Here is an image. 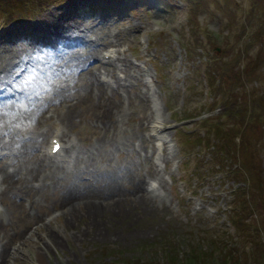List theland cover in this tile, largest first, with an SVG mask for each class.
Returning <instances> with one entry per match:
<instances>
[{
	"label": "rangeland",
	"instance_id": "rangeland-1",
	"mask_svg": "<svg viewBox=\"0 0 264 264\" xmlns=\"http://www.w3.org/2000/svg\"><path fill=\"white\" fill-rule=\"evenodd\" d=\"M140 1L114 0V4L124 6L120 9L124 11L115 14L110 11L107 16L82 11L72 13L68 11L71 2L61 1L38 12L24 8L22 13L32 15L21 18L18 12L9 11L8 21L0 23V39L6 40L0 43V74L5 75L0 81H16V85L24 88L18 97L0 104V145H5L6 139L18 142L17 137L27 138L35 130L45 128L42 140L31 142L32 148L43 155L39 145L58 121L64 124L61 136L67 143L64 154H70L68 160H59L68 166V181L62 176L54 181L56 184L48 177L46 185L39 187L38 174L30 176L36 171L31 155L23 158L17 155L18 162L13 166L18 165L19 171L11 181L4 179L1 183L3 172L0 170V247L7 238L10 250L0 264H123L121 260L127 256L135 260V254L147 256V260L152 255L161 258L166 243L179 257L187 254L191 244L207 245L216 258L224 250L219 241L225 248L237 247L233 258L238 264L246 260L249 264H264V0ZM2 4L18 10L14 0H2ZM100 16L103 17L99 19ZM250 24L256 27V36L247 50L243 28L249 30ZM19 26L30 27L34 35L14 37ZM75 26L78 28L74 29ZM79 31L82 38L76 41L71 34ZM44 32L52 49L60 44L65 46L55 48L54 53L46 56L43 44H39ZM68 34V42L64 44ZM206 34L214 39L208 40ZM103 40L115 45H104ZM110 46L117 53L113 61L122 70L117 68L105 73L107 81L104 82L98 76L99 70L90 73L86 68L91 65L89 58H93L95 50ZM77 53L78 60L74 58ZM210 54H226L230 58L241 55L230 66L228 63L238 81L236 97L229 106L224 107L229 100L223 98L226 94H211L208 90L204 67ZM18 56L23 58L15 63ZM101 59L98 55L91 60L98 64ZM147 76L151 77L149 82ZM97 78L104 84L109 81L108 89L119 86L124 94L122 103L126 113L120 119L114 118L110 103L104 100L102 103L96 96ZM75 97L81 101L75 106L73 121L66 123L65 104L73 103ZM81 103L86 108L79 109ZM97 104L103 107L95 109ZM202 109L220 127L231 125L227 138L234 142V151L219 146L221 139L212 129L203 131L201 122L191 126L194 117L200 118L194 114ZM227 111L235 113L227 115ZM155 114L166 138L151 132L150 123ZM236 118L246 120L236 125ZM95 125L103 126L101 140H98L101 129ZM240 125L244 128L240 140H236L233 135ZM110 128L115 132V139L107 134ZM49 143L50 140L45 145ZM220 153L233 158L234 170L242 178L239 184L225 172L226 162ZM2 158L7 160L8 156ZM42 162L46 163V159ZM5 166L10 168L12 164ZM71 181L77 186L71 185ZM32 183L34 188H30ZM66 184L73 189L88 185V193L93 186L97 187L98 191L89 194L79 192L83 200L98 199L94 197L96 193L111 198L113 194L125 196L126 191L147 188L155 192L156 201L151 206L121 201L114 207L103 201L90 212L86 205L89 202H85L86 207H80V211L74 206L76 215L69 217L62 206ZM35 185L38 186L35 188ZM240 185L245 191L249 188L248 192H239L248 199L245 205L233 193ZM233 206L240 207L238 212L243 211L246 225L240 230L230 220L235 211ZM247 223L261 237L252 246L256 256L253 259H249L247 248L242 244L246 232H238L246 231ZM21 228L27 230V236L19 235L17 231ZM246 242L251 247V241Z\"/></svg>",
	"mask_w": 264,
	"mask_h": 264
},
{
	"label": "bare ground",
	"instance_id": "bare-ground-1",
	"mask_svg": "<svg viewBox=\"0 0 264 264\" xmlns=\"http://www.w3.org/2000/svg\"><path fill=\"white\" fill-rule=\"evenodd\" d=\"M89 20V19H88ZM95 22V21H94ZM104 22V21H103ZM89 24V23H88ZM92 24V23H90ZM97 24V23H96ZM82 25V24H81ZM103 25V24H101ZM86 26V25H85ZM69 27V26H68ZM99 27V26H98ZM71 28V27H70ZM75 28V27H74ZM81 28V27H80ZM97 28V27H96ZM98 29V28H97ZM72 30V29H71ZM88 30V29H87ZM78 31V30H77ZM81 31V30H80ZM80 31H79V34H80ZM102 31V30H101ZM102 33V32H101ZM105 33V32H104ZM53 34V33H52ZM59 34V33H58ZM119 34V33H118ZM64 35V34H63ZM72 35V34H71ZM81 36V35H80ZM104 36V35H103ZM105 38V37H104ZM113 39V38H112ZM94 40V38H93ZM114 40V39H113ZM91 41V40H90ZM115 41V40H114ZM98 42V41H97ZM63 43H65V41H63ZM85 43V42H84ZM119 43V42H118ZM36 44V43H35ZM86 44V43H85ZM93 44V43H92ZM98 44V43H97ZM61 45V44H60ZM99 45V44H98ZM117 45V44H116ZM25 46V45H24ZM36 46V45H35ZM86 46V45H85ZM18 47V46H17ZM20 47V46H19ZM72 47V46H71ZM93 47V46H92ZM28 48V47H27ZM17 49V48H16ZM23 49V48H22ZM58 49V48H57ZM24 50V49H23ZM73 50V49H72ZM34 51V50H33ZM77 51V49H76ZM86 51V50H85ZM96 51V50H95ZM32 52V51H31ZM65 52V51H64ZM71 52V51H70ZM74 52V51H73ZM91 52V51H90ZM22 53V52H21ZM54 53V52H53ZM76 53V52H75ZM107 53V55H105ZM10 54V53H9ZM39 54V53H38ZM61 54V53H59ZM63 54V53H62ZM80 54V53H79ZM90 54V53H89ZM93 54V53H92ZM90 54V55H92ZM69 55V54H68ZM117 55V53L114 51H112V49H108V50H104L102 51V54H101V57H102V61L99 62L98 64H95L94 62H92V60H90V63L91 65H88L89 67L86 68L87 71H89L90 73L94 70V69H97L99 70V73H98V76L101 77L102 74H105V73H109V72H113L115 70H117V68H119L120 70H122V66H120L118 63L114 62L113 61V58ZM9 56V55H8ZM70 56V55H69ZM104 56H107L108 59H104ZM16 57V56H15ZM22 57V56H21ZM74 57V55H73ZM117 57V56H116ZM120 57V56H119ZM126 57V56H125ZM23 58V57H22ZM25 58V57H24ZM53 58V57H52ZM76 60H78L79 58V55L77 53V56L74 57ZM123 58V57H122ZM4 59V58H3ZM63 59V58H62ZM61 59V60H62ZM87 59V58H86ZM118 59V58H117ZM121 59V58H120ZM26 60V59H25ZM69 60V59H68ZM84 60V59H82ZM124 60V59H123ZM2 61V60H1ZM32 61V60H31ZM49 61V60H48ZM88 61V60H87ZM106 61V62H105ZM127 61V60H126ZM5 62V61H4ZM29 62V61H28ZM51 62V61H50ZM80 62V60H79ZM81 62H84V61H81ZM98 62V61H97ZM108 62V63H107ZM113 62L111 65H108L109 63ZM34 63V62H32ZM74 63V62H73ZM89 63V64H90ZM80 64V63H78ZM82 64V63H81ZM1 65V64H0ZM27 65V64H25ZM24 65V66H25ZM33 65V64H32ZM8 66V65H7ZM6 66V67H7ZM68 66V65H67ZM70 66V65H69ZM1 67V66H0ZM5 67V68H6ZM15 67V66H14ZM19 67V66H18ZM28 67V66H27ZM127 67V66H126ZM77 69V67H76ZM80 69V68H79ZM127 69V68H126ZM12 70V69H11ZM10 70V71H11ZM75 70V69H74ZM96 70V71H97ZM5 71V70H4ZM14 71V70H13ZM72 71V70H71ZM131 71V70H130ZM9 72V71H8ZM75 72V71H74ZM73 72V73H74ZM77 72V71H76ZM75 72V73H76ZM79 72V71H78ZM117 72V71H116ZM3 73V72H2ZM93 73V72H92ZM95 73V72H94ZM102 73V74H101ZM6 74V73H5ZM83 74V73H82ZM87 74V72L85 73ZM129 74V73H128ZM4 75V74H3ZM125 75V74H124ZM123 75V76H124ZM80 76V75H79ZM85 76V75H84ZM92 76V75H91ZM133 76V75H132ZM3 76H0V79L2 78ZM14 77V76H13ZM81 77V76H80ZM88 77V76H86ZM128 77V76H127ZM126 77V78H127ZM122 78V77H121ZM115 79V78H114ZM3 80V79H2ZM94 80V79H93ZM103 80V79H102ZM117 80V79H116ZM130 80V79H128ZM8 81V80H6ZM10 81V80H9ZM96 81H98L94 87L95 89V93H96V96L99 97V99L101 100H104L106 101L107 103H110L111 107H112V114L114 115V118L115 119H120L122 117V113L125 115L124 113V108H123V99H124V94L122 93V91L119 90V86L115 87V86H110V88L108 89L109 87V84L110 82H107V84H104L102 81H100L98 78L96 79ZM122 83V81H120ZM123 84V83H122ZM135 84V83H134ZM90 85V84H89ZM93 85V84H92ZM119 85V84H118ZM121 85V84H120ZM127 85V84H126ZM78 86V85H77ZM130 86V85H129ZM76 87V86H75ZM92 89V88H91ZM108 89V90H107ZM67 90V89H66ZM77 90V89H76ZM89 90V89H88ZM24 91V90H23ZM22 91V92H23ZM69 91V90H68ZM84 91V90H83ZM129 91V90H128ZM21 92V93H22ZM78 92V91H77ZM52 93V92H51ZM55 93V92H54ZM69 94V92H68ZM115 94V95H114ZM52 95V94H51ZM89 95V94H88ZM57 96V95H55ZM94 96V95H93ZM33 97V95H32ZM58 97V96H57ZM68 97V95H67ZM91 97V96H89ZM29 98V97H28ZM73 98V97H72ZM130 98V97H129ZM55 99V98H54ZM74 99V98H73ZM98 99V98H97ZM80 99L76 98L75 97V101L71 104H65L66 108L63 112V116L65 117L66 119V123H71V121H73L71 119V117L73 116V113H75L76 111H74L75 109V106L78 104ZM96 100V99H95ZM20 101V100H19ZM81 101V100H80ZM21 102V101H20ZM88 102V100L86 101ZM94 102V101H93ZM85 103V101H84ZM90 105L91 102H88ZM99 103V102H98ZM103 103V102H102ZM106 104V103H105ZM42 106V105H41ZM39 107V106H38ZM103 107V106H102ZM100 106V104L98 105H95V109H100L102 108ZM109 107V106H108ZM42 108V107H41ZM86 108L83 103H81L79 109H84ZM30 109V108H29ZM32 109V108H31ZM35 109V108H34ZM43 109V108H42ZM41 109V110H42ZM78 109V108H77ZM33 110V109H32ZM69 110V111H68ZM39 111V110H38ZM37 111V112H38ZM111 111V110H110ZM36 112V113H37ZM148 112V110H147ZM35 113V114H36ZM82 113V112H81ZM38 114H40V112H38ZM43 115V114H42ZM71 115V116H70ZM111 115V114H110ZM145 115V114H144ZM148 115V114H147ZM51 116V114L49 115ZM62 116V115H61ZM70 116V117H68ZM140 116V115H139ZM156 117L158 115H155ZM41 117V116H40ZM45 117V116H44ZM48 117V116H47ZM152 117V116H151ZM97 118V117H96ZM112 118V117H111ZM65 119H61L63 121H65ZM95 119V117H94ZM98 119V118H97ZM124 119V118H123ZM40 120V119H39ZM44 120V119H43ZM99 120V119H98ZM104 120V119H103ZM142 120V119H140ZM41 121V120H40ZM109 121V120H108ZM107 121V122H108ZM116 121V120H115ZM55 122V121H54ZM65 123V122H64ZM104 123H105V120H104ZM116 123V122H115ZM107 124V123H106ZM62 125V124H60ZM64 125V124H63ZM62 125V126H63ZM110 125V124H109ZM44 126V125H43ZM94 126V125H93ZM97 126L98 128L101 129V135L98 137V140H101V137L103 136V132H104V129H103V126H99V125H95ZM107 126V125H106ZM64 127V126H63ZM58 128L56 126L55 130L53 131V135L55 137H57V140L59 139H62L61 136H62V131H64V128ZM153 127L156 129V128H160V123H158L157 121L153 122ZM85 129H88V128H85ZM96 130V129H95ZM108 130V129H107ZM94 131V130H93ZM35 133H32L31 135L29 134L27 136L26 139L24 138H20V137H17V141L18 142H12L11 140L12 139H4V143L5 145L7 146V148H4L2 150H0V152H4L6 154H10L12 155L13 154V159L11 160V164L13 165L14 163H17L18 160H17V155H20L21 158L25 157V156H28V155H31L32 156V160H33V164H35V169L33 170H36V171H33L31 172V177L35 176L36 174H38V177L36 179H39L38 183L37 184H42L45 182V179H47L48 177H54L56 175H59V176H65V180L68 181V178H69V174H68V171L69 169L67 168L68 166L63 164V162H60L59 161V158H53L51 159V156L52 155H60L62 154V151H64L63 149L66 147L67 143L64 141V139H62L63 141L60 142V145L59 147L56 149L55 152H53L51 150L52 148V145H53V141L50 142V145H49V148L46 149V150H42L43 151V155H39V153H37L35 151V149L32 148L33 144L31 143L33 140H37V141H40L42 140L43 138V132L44 130H40V129H37L34 131ZM88 132V131H87ZM92 132V130H91ZM95 132V131H94ZM98 132V131H97ZM144 133V132H143ZM96 134V132H95ZM99 134V133H98ZM111 138H114L115 137V132L113 133V128L109 129L108 130V133H107ZM116 135H119V134H116ZM131 135V134H130ZM147 135V134H146ZM120 136V135H119ZM123 136H126V135H123ZM59 138V139H58ZM105 138V137H104ZM126 138V137H125ZM138 138V136H137ZM96 139V138H95ZM108 139V138H106ZM115 139V138H114ZM120 139V138H119ZM128 139V138H127ZM131 139V138H130ZM144 139V138H143ZM97 140V141H98ZM112 140V139H110ZM141 140V139H140ZM16 141V140H15ZM104 141V140H103ZM115 141V140H114ZM121 141V140H120ZM119 141V142H120ZM105 142V141H104ZM113 142V141H112ZM111 142V144H112ZM123 142V141H122ZM126 142V141H125ZM145 142V141H144ZM100 143V142H99ZM103 143V142H102ZM118 143V141H117ZM128 143V142H127ZM105 144V143H104ZM107 144V143H106ZM132 144V143H131ZM142 144V143H141ZM71 145V144H69ZM99 145V144H98ZM103 145V144H102ZM124 145V144H123ZM113 146V145H112ZM120 146V145H119ZM13 147H17V149H13ZM72 147V146H71ZM94 147V146H93ZM118 147V146H117ZM121 147V146H120ZM98 148V147H97ZM131 148V147H130ZM96 150V149H95ZM28 158V157H27ZM90 158V157H89ZM25 159V158H24ZM42 159H46V163H43L42 162ZM51 159V161H50ZM28 160V159H27ZM90 160V159H89ZM88 160V161H89ZM86 162V161H85ZM87 163V162H86ZM6 162L3 160V159H0V170L3 172V174L1 175V179H5V180H8V181H11V178H13L15 172L19 171L18 169V165L17 166H12L11 168H7V166H5ZM8 164V163H7ZM82 165V164H81ZM86 165V164H85ZM10 166V165H9ZM90 166V165H89ZM53 168V170L51 171L50 168ZM48 169V170H46ZM68 169V170H67ZM85 169V168H84ZM72 170V169H71ZM47 171V172H46ZM151 171V170H150ZM70 172V171H69ZM18 173V172H17ZM16 173V174H17ZM75 173V172H74ZM78 173V172H77ZM81 173V172H80ZM148 174V173H147ZM76 175V174H75ZM81 175V174H80ZM151 175V174H150ZM156 175V174H155ZM134 177V176H133ZM71 178V177H70ZM163 178V177H162ZM110 179V178H109ZM161 179V178H160ZM25 180V183L28 184L29 182ZM63 180V179H62ZM72 180V179H71ZM83 180V179H82ZM135 180V179H134ZM138 180V179H137ZM142 180V179H141ZM108 181V180H107ZM111 181V180H110ZM159 181V180H157ZM162 181V180H161ZM139 182V181H138ZM165 182V181H164ZM55 183V182H54ZM65 183V182H64ZM70 183V182H69ZM83 183V182H82ZM85 183V182H84ZM88 183V182H87ZM132 183H134L132 181ZM56 184V183H55ZM111 184V182H110ZM44 185V184H42ZM41 185V186H42ZM54 185V184H52ZM71 185H73L74 187L77 186L76 183H74L73 181H71ZM113 185V184H112ZM137 185V184H136ZM140 185V184H139ZM166 185V184H165ZM55 186V185H54ZM83 186V185H82ZM132 186V185H131ZM143 186V185H142ZM164 186V185H163ZM37 186H35L36 188ZM139 187V186H138ZM137 187V189H138ZM154 186H152L153 188ZM165 187V186H164ZM30 188H34V184L32 183V185L30 186ZM151 188V189H152ZM80 189V188H79ZM154 190V188H153ZM127 194L125 196H114V194L112 195V197H107L105 196V194H101V193H96L97 195L94 196L98 199H92L93 201H91L90 199H85L83 200L82 197L79 198L80 193H79V190L78 189H71V188H68V191L66 192V195H65V198L63 199V202H62V205L64 207V211L66 213L69 212V217H74L76 215V212L77 211H80V207L83 209L85 208V202H89L87 203V207H88V211H92V210H95L97 208V205L99 204H102L103 201L106 203L107 206L109 207H114L116 206L117 204H119L121 201H124L126 203H128L129 205H136V204H141L142 202L145 204V205H148V206H151L153 204V202H155V192H151V190L149 191L147 188L146 189H143V190H139L137 192V190L133 189L131 190L130 192L129 191H126ZM122 193V192H121ZM160 194V192L158 193V195ZM91 195V194H90ZM160 196V195H159ZM84 197V196H83ZM90 197V196H89ZM75 198H77V200H74ZM81 199L83 200L82 202H78V200ZM78 209L77 211L75 210V207ZM87 209V208H86ZM88 212V213H89ZM68 218V217H67ZM20 234V236H27L26 232L27 230L25 228H21V229H18V231ZM16 233V232H15ZM18 234V233H17ZM7 235V234H6ZM10 236V235H8ZM10 252V250L8 249V246H7V238H5L4 242H2L1 244V247H0V261L2 259L5 258L6 254Z\"/></svg>",
	"mask_w": 264,
	"mask_h": 264
},
{
	"label": "trees",
	"instance_id": "trees-1",
	"mask_svg": "<svg viewBox=\"0 0 264 264\" xmlns=\"http://www.w3.org/2000/svg\"><path fill=\"white\" fill-rule=\"evenodd\" d=\"M51 0H14L15 5L18 8V11L22 12V9L28 8L32 10V6L35 5L37 9H39L42 5L45 3H48ZM20 2L21 5L18 3ZM12 8H14L12 5H10ZM16 9V8H15ZM249 186V185H248ZM249 189V188H248ZM234 215H236V218L232 217V220L235 221L237 224H241L243 222V217L239 215V213H236V210L233 212ZM240 233L246 232V235L243 237V241L250 239V231H238ZM167 248L164 249V252L162 253V257H154V255L151 256V259L147 260V256L143 257L138 254H135V260H130L129 256L126 257V260H121L123 264H238L237 261L233 258V256L236 254V248L233 245H229L228 248H225V245L222 243L220 248L224 249L220 251V256H217L216 258L212 254L211 248L209 246H202V245H195L191 244L190 247L187 249V254L184 255V257H179L175 251L170 249L166 243ZM176 248L177 245H175ZM235 249V250H234ZM258 257V256H257ZM115 259V257H113ZM259 259V258H258ZM238 260V257H237ZM113 262H116V259L113 260ZM240 264V263H239ZM244 264H249V261H245Z\"/></svg>",
	"mask_w": 264,
	"mask_h": 264
}]
</instances>
